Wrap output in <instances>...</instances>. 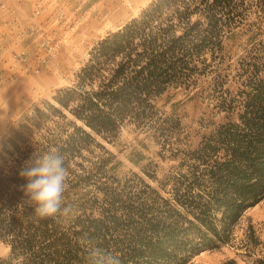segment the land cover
<instances>
[{"label": "trees", "instance_id": "trees-1", "mask_svg": "<svg viewBox=\"0 0 264 264\" xmlns=\"http://www.w3.org/2000/svg\"><path fill=\"white\" fill-rule=\"evenodd\" d=\"M263 16L264 0H152L100 39L72 83L28 119L38 125L45 111L61 118L66 111L80 123L56 124L38 148L64 157L66 213L40 217L21 202L19 169L32 153L19 152L20 134L3 148L16 164L0 167V242L9 247L0 264H189L202 251L232 246L234 227L264 198V60L251 56L239 67L233 92L217 69L227 34ZM209 71L222 116L198 146L160 179L152 163L141 169L147 180L132 170L118 175L120 162L97 137L112 143L131 126L176 157L171 138L182 127L158 101ZM260 243L249 228L242 247L252 264H264Z\"/></svg>", "mask_w": 264, "mask_h": 264}, {"label": "rangeland", "instance_id": "rangeland-1", "mask_svg": "<svg viewBox=\"0 0 264 264\" xmlns=\"http://www.w3.org/2000/svg\"><path fill=\"white\" fill-rule=\"evenodd\" d=\"M151 1L126 5V14L109 20L97 11L102 0H0V155L17 134L22 138L16 141L19 152L30 154L38 151L56 124L70 128L69 122L76 120L66 111L65 118L45 111L47 118L37 119L38 125H31L28 119L35 116L36 109L44 110L46 102L54 103L56 91L72 83L100 39L137 17ZM254 21V25L233 29L223 39L225 59L217 71L227 76L225 88L229 91L239 87V67L251 62V56L264 60V16ZM214 76L210 71L200 74L190 90L171 89L158 101L165 116L178 119L182 127L181 135L171 138L174 148L180 151L176 157L161 151L152 137L135 132L131 126L122 128L112 143L97 137L120 162L118 175L132 170L147 180L141 169L147 170L152 163L160 179L176 168L185 152L198 146L202 136L213 128L212 123L222 116L214 108L215 95L209 87ZM23 124L29 129L22 130ZM15 164V160L0 156V167L5 171ZM249 228L261 242L256 249V257H261L264 198L244 212L234 227L232 246L202 251L189 264H252L242 247ZM8 252L9 247L0 242V257L5 258Z\"/></svg>", "mask_w": 264, "mask_h": 264}, {"label": "clouds", "instance_id": "clouds-1", "mask_svg": "<svg viewBox=\"0 0 264 264\" xmlns=\"http://www.w3.org/2000/svg\"><path fill=\"white\" fill-rule=\"evenodd\" d=\"M19 176L26 182L19 186L21 202L33 206L40 217H52L67 212L62 209L63 193L68 178L64 157L58 151L34 152L19 169ZM26 198V199H25ZM113 264H119L114 258Z\"/></svg>", "mask_w": 264, "mask_h": 264}, {"label": "bare ground", "instance_id": "bare-ground-1", "mask_svg": "<svg viewBox=\"0 0 264 264\" xmlns=\"http://www.w3.org/2000/svg\"><path fill=\"white\" fill-rule=\"evenodd\" d=\"M143 1L144 0H102L97 6V11L100 15L106 14V18L113 20L118 15L126 14V5H137Z\"/></svg>", "mask_w": 264, "mask_h": 264}]
</instances>
